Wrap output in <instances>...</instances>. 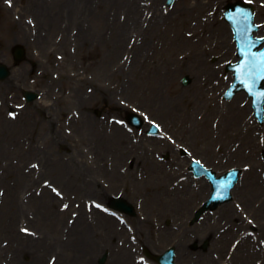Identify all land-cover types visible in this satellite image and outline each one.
Instances as JSON below:
<instances>
[{"label":"bare ground","instance_id":"bare-ground-1","mask_svg":"<svg viewBox=\"0 0 264 264\" xmlns=\"http://www.w3.org/2000/svg\"><path fill=\"white\" fill-rule=\"evenodd\" d=\"M142 1H150V4H142ZM212 4V0H193L180 8L175 2L173 9L161 13L160 0H32L25 4L23 9L33 15L34 18H31L35 20V26L30 27L20 19L19 26L23 30L16 34L20 39L15 35L11 41L21 42L37 50L43 48L42 51L46 50L48 45L54 44L68 55L69 44H74L77 49L85 46L90 39L95 41L96 37L102 34L99 41L103 42L106 53L100 63L102 73L95 69L88 80L92 84H89L91 92L85 98L80 97L83 92L82 85L87 80L78 79V82L74 83L70 97L75 98V105L104 90L100 87V80L105 77L107 71L109 72L106 75H113L117 70L127 67L126 79L119 88V94L137 103L143 101V110L150 111L151 115L161 119L162 130L171 131L177 141L181 138L179 143L184 140L192 146L188 149L194 150L192 137L198 140L202 137L203 144L209 146L204 150L201 147L204 154H208L213 142L218 141L219 152L228 156V163H240L245 157L254 160L256 155L245 152L244 148L250 147L252 154L259 150L264 151V148L257 146L258 143L252 137L248 125L234 127V124L239 123L238 116L245 112L244 109H235V103L231 102L217 105V101H208L204 94L206 84L210 82L211 76L216 74L207 58L215 54L221 55V51L229 54L232 49L226 26L216 17H204L207 7ZM93 14L99 17V22L95 23L101 27L100 33L93 28L92 23L87 24L88 19L94 21ZM11 19L9 22L14 23L15 20ZM181 28H188L191 36L185 37ZM54 33L60 35L57 42H53ZM131 36L135 37V41L128 49L125 42L127 39L129 42ZM123 51L127 52L124 60ZM176 51L181 52L182 56L175 55ZM183 73L191 76L190 84L180 87L173 97L166 96V86ZM25 80L21 70L17 77L10 76L9 83L21 85ZM103 81L104 79L102 84ZM52 86L54 82L49 79L41 98L50 94L57 99ZM103 93L106 94V91ZM109 93L113 95V90ZM51 108L55 110L53 106ZM216 109H220L219 116ZM53 114L57 115L54 111ZM199 114L201 116H198ZM197 116L201 118L198 119ZM214 116H218V121L215 138H212L214 129L211 119ZM3 121L6 128L4 136L0 138V170L3 172L2 179L0 178L3 188L0 195V264H47V256H53L52 264H92L103 251L109 256L105 264H139L133 258L135 251L126 247L128 239L121 243L122 246H118L119 241L118 245L116 244L119 235H123L126 230L122 227L117 229L111 216L92 206L87 213L84 204L83 208H77L71 222H63L65 213L56 209L55 205L60 199L55 193L48 191L45 186L41 187L39 195L32 192L35 185L40 186L41 180H38L43 176L51 179L50 184L63 188L59 191L75 192L83 203L88 197L99 195L100 192L108 195V190L118 188L119 181L120 185L124 183L123 196L128 195L131 199L141 196V208H151L159 220L163 216L171 215L174 224L178 225L177 231L170 226L171 228H166L156 237L141 231L142 222L138 219V226L135 228L141 245L158 246L163 241L172 244L177 263L218 264V260L224 258L223 261L227 264H250L252 257L261 258L259 251L252 249L254 244L250 241V236H241L228 259L226 254L229 252L226 253V250L229 251V248L225 250L229 240L226 236L236 234L234 231L238 227L248 226L249 229L259 231L264 237V182L255 179L256 174L252 167L242 171L238 181L240 184L235 185V200L228 205H220L214 211L216 217L207 213L204 220L209 222V219L214 218V223L201 222L186 228L184 220L196 201L209 190V185L201 182V185L195 188L186 181L180 183V188H169L171 177L177 174L172 166L177 165L178 169H181L186 159L173 145L165 143L167 140L143 136L138 143H132L126 139L129 134L120 126L103 121L99 123L98 119L88 116L79 126L74 124V132L76 129L81 140L89 139L88 151L93 156L87 163L78 160L77 150H74L71 157L64 158L63 154L55 155L49 152L50 146L45 150L39 148V145L49 141L48 139H52L51 143L63 141V138H66L64 141L68 140L69 137L62 133L57 124L53 125L51 137L46 133L24 148L17 147L18 118H4ZM24 126H28L26 122ZM5 135L13 137L10 140L12 143L6 141ZM232 141L240 143L233 152L230 149L232 144L229 145ZM161 143L162 145H159ZM75 145L78 144L72 146ZM160 146L163 152L169 153L166 162H158L151 156L150 152ZM27 153L36 154L38 169L33 167L25 172L19 165L8 161L13 155L25 165ZM108 156L111 167L106 161ZM129 157L133 161L132 168L126 173L121 172L119 165ZM98 162L104 163L100 165ZM133 167L141 168V178L134 173ZM93 171L107 174L104 177L108 187H104L103 181L102 184L93 183L88 178L92 177ZM95 185L98 189L94 191ZM145 189L149 190L145 192ZM242 207L251 212L249 217L255 218V229L237 212ZM217 226L222 229L218 237L215 236ZM22 228H27L28 231H22ZM203 236H211L210 248L204 253L198 252L190 257L192 253L186 250V243ZM3 238L6 240L5 244L1 242ZM213 252L217 254L216 257Z\"/></svg>","mask_w":264,"mask_h":264},{"label":"rangeland","instance_id":"rangeland-1","mask_svg":"<svg viewBox=\"0 0 264 264\" xmlns=\"http://www.w3.org/2000/svg\"><path fill=\"white\" fill-rule=\"evenodd\" d=\"M2 1H4V0H0V2H2ZM16 1L18 3V5H17L18 7L19 6L22 7V5L24 4V0H16ZM177 3H178V6H181L180 8H183V6H187L188 4H190V0H177ZM160 6H163V7L165 6V0L163 2L161 0ZM160 10H161V7H160ZM18 13L19 12H17V10L13 11L12 17L14 15L15 19H16L18 16ZM8 14L10 15V13H8V10L5 11L2 8H0V62L4 63L8 67H10L9 76H7L4 79H0V138H2L5 134L6 124L3 121V119L9 118L8 114H7L8 111H15L14 106L18 103L24 102L23 101V94H22L23 90L30 89V90L42 93L41 89L46 84V81L48 80V78H51L54 82L53 89L55 88V90H57V88L61 87L62 88L61 90L64 91L66 97L64 96V97L60 98L59 100H57L58 106H55L56 102H53L51 104L53 99L49 98V101H47L48 98H45V96H44L43 98H40L38 100V101H43L42 104H44V107L40 106L38 103H36V101H37V99H36V101H32V102L26 104L27 108H29L32 113L27 111V110H24V109L16 111V113H17L16 119L18 118L16 129H17V131H19V133L16 135L19 138V142H18L17 147H20L23 144H24V147H26L28 145V143H31L33 140L37 141V139H39L42 135L44 136L46 133L48 134V132H50L49 136L51 137V133L53 131V125L54 124L59 125L60 121H64L65 118L68 117L69 115H71L73 112H75V111L77 112L79 110L82 111L85 108H86L85 110H86L87 114H90V116H92V117L101 118V120H104L103 117H106V116H112V117L116 118V117H122L124 115V112L128 109L124 108L123 106H121L119 104L120 99L118 100V98L116 96L114 97L115 99H112L108 95L103 97L101 94L97 95L98 92L94 95L93 98L88 99L89 102L86 104L87 105L86 107L83 106V107H81V108L79 107V109H77L76 107L73 108L72 105L68 106L66 104L67 101H69L72 98L68 95L69 88L71 87V84L73 82V78L69 75L72 66L74 65L76 67L77 72L80 73L79 75H81L82 77H84L87 80H89L90 74L92 72H94L95 69L97 71L100 69L101 57L102 56L104 57L106 54L105 50H104L105 48L102 45L103 42L99 41L100 38H102V34L100 37H96V42H94V43H92L91 42L92 39H90L87 45H85L83 47H79L77 50L75 49V47H72L70 50V53H74V55L72 57H69V56L65 57L63 50L58 49V48H53L51 50L52 52L47 53L46 50H49V48L52 47L54 44L48 45L47 49L43 50V51H42L43 48H38V51L41 53V55H43V58H40V57L35 58L33 56V52L36 53V50L33 47H26L27 52H28V54L26 55V61L15 65L12 61V55H11V47L14 44L11 41V39H13L15 37L17 31L18 32L21 31L22 28L19 26V23L16 25V24L9 22L10 16H8ZM259 16H260V14H259ZM260 17H264V13ZM98 18L99 17L97 16V14H93V20H94L93 25L94 26L96 25L97 22H99ZM96 30H98V33H100L101 27H98L96 25ZM187 30L188 29L186 28V31ZM186 31H184V32H186ZM53 36L56 37L53 40V42L55 40L57 41L60 37L57 35V33L56 34L54 33L52 35V38H53ZM16 37L18 38L17 35H16ZM178 54L181 55L180 52ZM57 56H61V57H57ZM103 57H102V59H103ZM211 58L214 59L215 56L210 57L209 59L211 60ZM223 58H221L220 60H222ZM214 61H215V59H214ZM31 62H33V67L31 65ZM219 62H222V61H219ZM41 64H43V66H40ZM217 65L215 64L214 67L216 68ZM21 70L23 71V75L25 76L26 81H24L21 85L20 84L11 85L9 83L10 76L11 77H13V76L17 77L18 72ZM104 71H105V69H104ZM126 71H127V67H125L123 70L116 71L114 75H109L110 78L107 76L108 78H106L105 80L113 88V90L118 89V86L121 84V82H123V80H125V77H126L125 72ZM185 75H187L190 78L189 74H187V73L182 74L176 80L172 81L171 84L168 85V87L164 90V94L166 96L172 97V95H174L176 93V91H178V88L182 84L181 79ZM84 85H86V86L89 85V82L86 81L82 85L83 89H85V87H86ZM55 93H57V92L55 91ZM100 93H102V92H100ZM214 94H215V91H214ZM216 94L218 95V97L221 101L220 90L219 91L216 90ZM121 99H123V98H121ZM123 100H125V99H123ZM240 100L241 99H238L237 102L239 103ZM100 103H102V106L100 105ZM46 104L47 105H53V107L55 106L56 107L55 110H53V108H51V106H46ZM65 104L67 106L65 107L66 110L64 111V113L62 115V120H58V115H57L54 118L55 121L52 120V122H49V118H51V116H54L53 111L58 112L59 108L64 107ZM98 108H99V112H96V110ZM71 110H73V111H71ZM83 112L85 113V111H83ZM25 122L28 125L27 127L24 126ZM51 123H52V125H51ZM63 129L67 130V129H69V126L66 125L63 127ZM139 130H141V129H138V130L136 129L133 133L138 134ZM24 132H25V134H24ZM130 135H132V134H130ZM5 136H7L6 141L12 143V141H10V140L13 137L10 136V138H9L8 135H5ZM50 137H47V138H50ZM48 140L49 141L40 144L39 148L42 150H45L48 146H50L48 148L49 152H51L55 155L63 154L64 158L71 157L70 151L77 149L78 155H79L77 158H79L78 160L79 161L81 160L82 162H87L86 161L87 158H88V162H89L90 158L93 156L92 153H89L87 151L88 146H89L87 144H85L84 146H82V144H79L80 145L79 147L77 145L74 146L77 148H70L71 145H73L72 144L73 140L71 138H68L67 141H64L66 143H64V142L62 143V141H60L59 143L58 142L51 143L50 141L52 139H48ZM192 140L194 142V145H196V150H198V147L201 146V144L199 143L200 141L198 142V140L195 137H194V139L192 137ZM202 143H204V140L202 141ZM216 144H215V142H213V144L210 146V151L212 150L215 153L217 152L219 145H216ZM44 145H45V148H44ZM181 145H183V144H181ZM236 146H237V144H236ZM206 147L208 148L209 146L206 144ZM234 148H235V145L234 146L232 145V149H234ZM42 150H39V151H42ZM157 151H160V148ZM159 153L160 152H155V156L159 155ZM198 153L201 155L200 151H198ZM29 155L30 154L27 153L26 158H28V159L26 160L25 165L23 164V161L20 162L19 159L15 158V156H13V155H11L9 157L8 161L14 162V164L19 165L22 168V170L27 172L28 168L26 167V165L31 166L32 164H35V165L38 164L36 159H35L36 154L33 153L32 155H30V156ZM160 158L166 160L167 154H165V153L161 154L160 153V157H158V159H160ZM260 159L264 160V156L261 154H260ZM23 160H24V158H23ZM247 161H249V160H247ZM247 161H245V162H247ZM129 162H131V164H132L131 159H129ZM100 165H102V162H100ZM248 165L254 166V169H256V176L255 177H257V178H255V179L263 180L264 168L262 169L261 167H259L260 164H258V162L255 163V165L248 162ZM124 166L127 167L125 170L131 168V166H128L127 164H124ZM124 166H122L123 169H124ZM225 166L228 167V165H225ZM139 169H141V168L139 167ZM99 173L100 174H98L96 171H93L92 177L90 178L88 176V178L91 179L93 181V183L102 184V180L104 181V179H105L104 176L107 174L103 173V175H102V172H99ZM137 173L139 174L140 171H138ZM2 174H3V172L0 171V178L1 179H2V176H1ZM182 177H177L176 179L173 178L171 180L172 184H170V187L173 185H176L178 178H182ZM7 178H10V177L7 176ZM52 178H53V175H52ZM40 180H41V185L40 186L35 185L32 188V192H35L37 195L40 194L39 189L41 188V186H43L42 182L44 180H46L47 182L51 181L50 178L44 177V176L39 178L38 181H40ZM261 182H263V181H261ZM123 184L120 185V181H119L118 188L113 189V190H108V195L102 194V192H100L99 195L92 196L91 198L88 197L87 200L90 199L89 201H91V202H92V200L93 201L95 200L99 203L106 205L108 200H109V197H111L112 195L115 196V194L120 193L123 190V188L125 186ZM52 185H54V184H52ZM55 186L58 188V190L63 189L61 187H58L56 184H55ZM55 186H54V188H55ZM104 187H108L107 182L104 183ZM97 189H98V186H96V185L93 186L94 191ZM47 190H48V188H47ZM70 192L71 193L65 192V190L60 192L61 193L59 195L60 200L55 205L56 209L57 210L59 209L58 212L64 211V213H65L63 216V222H66V221L71 222L73 220L74 216L76 215L75 213H77V208H80L84 205V203L81 201V197H79L75 192H72V191H70ZM2 193H3V188L1 187V184H0V195ZM234 200H235V195H233L232 200L230 202H232ZM136 202L131 203L132 206L134 207V210L137 211V212H135V214H133V215L123 214L124 218L126 219V223H128L127 225L129 226L130 231L129 232L126 231V233H122L123 235H119L118 239L116 240V244L118 245V241H119L118 246H122L121 243L123 241L125 242L128 239V233H129V236L131 237V240H130L131 243L126 242V244H129L128 245L129 248L131 247V248H133V250L135 249L137 251L135 253V257H136V255H138L142 252V249H141L142 246L138 245V243H137V233L133 232L135 230L136 225H137V218L140 217L139 215H141L140 209H139L140 204L136 203ZM63 205H65L64 207H66V209H64V210L61 208ZM89 205L86 204V206H84L87 210V213H89L88 212ZM136 207H137V209H136ZM194 210L195 209H193V211H192V209H191V211L189 213V217H187V221H186L187 226H191V225H194L197 222H199V220L195 221V218H194L195 211ZM148 211L150 214L151 211L150 210H148ZM242 213L245 215H249V213L247 212V209L245 210L244 207H243V211L241 212V214ZM152 218L154 219L155 216L151 217V225L149 224L148 221H145V218H143V220H141V221H143V224L141 226V230L145 234H151L154 237V233L157 234L156 232H154V230H157V229L153 228V226H152V224H153ZM253 221H255V220L253 219ZM113 222L117 226V224H116L117 220L115 219ZM161 222H162L161 227H163V226L168 227L170 224L169 223L170 221L167 218V216H165V218H162ZM20 225H21V223L18 225L19 231H20V229H19ZM151 228H152V233H151ZM234 232H236V234L226 236V238H229V240L227 241L228 243L225 246V250L228 249L229 246H232L233 242H235L236 240L239 239V235L240 236L245 235L247 230H242L241 227H238V230L234 231ZM33 233H36V232H33ZM218 234L219 233L216 232L215 236L217 235V237H218ZM204 238H206V239H204ZM196 241H198V243L196 245H193V243H194L193 239H191L186 244V248H187L186 250H189L190 252H192L190 257L194 254V252L195 253L205 252L207 250L206 249L207 246H208V249L211 246L209 244L210 239L207 236L203 237V238L196 239ZM1 242L3 244H5L6 240L3 238L1 240ZM204 243H206V247H203ZM220 243L223 244L222 241ZM258 243L263 245L264 240L260 239ZM165 244H166V242L163 241L162 245H159L158 247L156 246L157 248L150 246V247H148V249L151 248L150 250L152 252L159 253V252H162L163 250L166 249ZM259 248H261V249H258L260 254L263 255L264 254L263 246H261V247L259 246ZM104 252L105 251H103L102 254ZM213 254H215V257L217 256V254L215 252H213ZM193 256H195V255H193ZM99 257L100 256L96 257L93 260L92 264H98V258ZM107 258L109 259V256H106V260H107ZM252 259L253 260H251V261H253V263L258 264L262 258H260V259L252 258ZM106 260H104V261H106ZM219 262H220V260H219ZM221 262H222V259H221Z\"/></svg>","mask_w":264,"mask_h":264},{"label":"snow or ice","instance_id":"snow-or-ice-1","mask_svg":"<svg viewBox=\"0 0 264 264\" xmlns=\"http://www.w3.org/2000/svg\"><path fill=\"white\" fill-rule=\"evenodd\" d=\"M11 115V114H10Z\"/></svg>","mask_w":264,"mask_h":264}]
</instances>
